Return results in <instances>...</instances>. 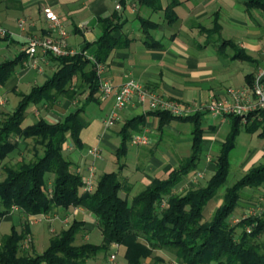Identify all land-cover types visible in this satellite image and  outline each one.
Instances as JSON below:
<instances>
[{"label":"trees","instance_id":"16d2710c","mask_svg":"<svg viewBox=\"0 0 264 264\" xmlns=\"http://www.w3.org/2000/svg\"><path fill=\"white\" fill-rule=\"evenodd\" d=\"M136 1L140 7L151 11L162 10L164 21L172 24L177 20L175 8L183 0H166L165 4L163 0ZM242 3L248 13L252 10L264 12V0H242ZM138 19L144 43L157 44L151 30L159 23L142 15H138ZM98 21L102 33L95 41L92 57L104 63L114 48L127 46L131 38L124 33L115 34L120 26L118 15L99 17ZM213 29L219 31L217 23ZM207 30L201 26V31L211 36ZM226 44L236 48L231 40L219 42L220 47ZM235 57L245 59L248 55L237 50ZM19 58L21 54L18 58L0 62V84L12 75ZM57 58L59 68L49 78L27 93L19 92L15 108L0 113V165L3 170L0 217L12 211L14 205L26 215H52L55 211L81 206L95 216L102 238L99 243L89 240L76 243L79 233L84 232L85 221L73 218L67 227L51 232L43 251L36 252L33 248L28 251L22 247L30 234L29 222L25 219L21 229L11 226L10 231L1 236L0 264H87L88 259L107 251L113 244L124 247L127 264H145L146 259H149L146 264H166L163 254H153L156 249L173 252L177 259L173 264H264V207L230 222L242 189L264 183V163L253 165L226 186L222 202L210 218L204 215L206 204L226 181L230 151L240 129L258 131V135L264 137V108L249 112L245 120L239 114L225 113L231 119V127L216 157L214 173L205 183L182 192L175 191V186L197 167L202 153L201 112L174 115L167 110H152L151 113L158 116L159 129L173 118L192 121L190 153L180 158L165 177H155L130 200L119 193L124 186L121 157L126 153L132 132L142 131L146 126V116L138 114L125 119L118 131L120 143L115 150L118 169L99 174L93 189L84 191L82 173L66 156L64 148L68 138L81 147L79 134L84 123L79 114L83 108L69 112L62 120L49 121L40 116L34 122L22 125L29 103L51 105L60 95L73 96L75 90H70V86L79 73L80 82L89 91L88 101L96 99L94 94L98 92L99 82L94 61L83 50ZM253 78L248 79L250 85ZM22 141L25 143L23 149L19 147Z\"/></svg>","mask_w":264,"mask_h":264},{"label":"crops","instance_id":"0c3cea01","mask_svg":"<svg viewBox=\"0 0 264 264\" xmlns=\"http://www.w3.org/2000/svg\"><path fill=\"white\" fill-rule=\"evenodd\" d=\"M216 1L220 2L221 6L224 4L227 7L228 0H188L186 2L187 6L183 7L181 14L175 10L177 13V20L175 22L168 24L164 21V18L157 21L159 23L158 27L151 30V35L157 41V44L147 45L143 41V33L138 19V15H142V7L138 5L136 0H0V25L6 32L5 36H0V62L18 58L21 54L20 61L16 65L12 75L4 83L0 84V97H8L7 101H5L6 103L2 106L4 110L1 113L10 112L8 109L11 105L10 93L14 94L19 100V92H29L33 86L42 84L59 68L57 56L51 53H44L38 50L34 55H29L24 50L27 36L37 35L42 37L53 35L62 39L69 48L77 52L83 50L86 55H92L96 47L95 41L102 33L101 23L98 21V18L112 16L113 14L118 15L120 24L115 34L124 33L131 38L127 46L114 48L104 62L103 76L108 78L115 86H118L128 78H134L164 97L176 99L189 105H193L194 102L199 100H224L225 98L232 100V95L227 92V88L250 86L248 82L249 77L254 76L258 67L264 65V46L259 40L261 32L264 29H261L258 18L262 16V13L256 12L258 14L256 15L253 11L248 13L244 9L238 18H234L241 28L236 33H232L229 30V37H223V27L220 18L221 9L217 8L212 12L208 11L211 4ZM233 1L235 0H231V2ZM182 4L180 3V5ZM45 7H50L60 17L61 26L64 31L63 36H60L58 30L51 27L49 21L45 18ZM203 19H209V23L203 24L199 22ZM189 20L196 21L197 24L195 25L194 22L190 23ZM176 22L180 27L188 24V27L185 25L186 29H188V34H194L195 28L200 33L205 34V32L201 31V26H203L210 30H207V32H211L212 35L216 34L219 38L218 40H205L204 43H195L187 39L183 35V32L177 31L179 30L178 28L170 33L166 32L165 25H173ZM216 23L220 28L219 31L213 29ZM234 35L239 39L234 40ZM223 39L233 41L236 48L230 44L220 47L219 42ZM228 46L230 50H226ZM237 50L245 51L248 58L235 57ZM243 62H247L251 66H244ZM89 65L90 63H88ZM80 75V73L77 74L78 78L74 79L70 86V90H75L73 96L60 95L51 105L35 104L32 115L36 117V120L40 116H43L49 121H55L62 120L69 112L83 108L79 114L84 123V127L79 134L82 142L81 147L74 144L70 138L64 143L66 152H74L73 157L67 156V154L66 156L70 158L78 171L83 173L85 170H89V168L95 170V161L97 159H101L103 162L108 161L107 158L101 155L95 158L89 156L85 150L86 147L95 145L100 148V143L109 145L117 163L115 150L120 140L117 145L113 144L111 140L113 135L120 138L118 131L122 124L115 128L118 122L113 124L114 127L111 130L105 129L104 120L113 104V95L101 97L98 91L94 94L96 99L88 101L89 91L80 82ZM18 100L12 102V105H14L13 109L17 105ZM93 103L104 110V114H98L97 116L101 127L97 130L96 137H94L95 135L92 132H86V129H89L90 121L95 118L92 116L90 117L92 119H87V116H85L87 109ZM40 110H43V112L39 113L38 111ZM152 110L154 109H151L147 104L140 105L137 102H131L121 110L120 119L123 120L138 114H145V127L149 128V130L154 128L156 133L149 144L127 142L126 153L121 157V160L129 154L133 155L135 160L144 156L148 159L149 165L143 168L140 165L137 166L136 172L129 176L125 171L127 170V165L122 162L124 163V167L121 170V177L124 182L122 192L126 196L131 195L134 185H140L145 188L155 177H165L171 168L177 166L181 153L174 152L175 150L172 151L173 145L168 147V143H166L168 139L174 140V146H185L183 151L186 153L183 154V157L190 153L192 121L173 118L159 129L157 126L158 116L152 114ZM197 111L192 110L188 115ZM198 112H201L200 120L203 128L202 153L197 167L189 171L175 186V191L177 192H182L197 184L205 183L214 173L216 157L230 131L231 119L227 114H213L207 110H200ZM38 113L40 115H37ZM186 123L190 124V132L187 137L181 140L180 133L185 129V126L182 125ZM83 130L84 132L81 134ZM242 130L249 134H255L261 141L264 139V137L258 135V131L248 132L244 128L240 129L238 135ZM90 135L94 138V144L85 147L84 137H89ZM161 143L167 145L165 146L167 148L163 149L160 147ZM24 146L25 143L23 141L20 142L19 147L23 149ZM250 152V155L243 164L245 172L253 165L264 163L259 162L264 158V142H261L258 148ZM103 162L101 161L100 163L103 164ZM106 171L104 170L101 173ZM244 188L246 189L243 193L247 190H260L262 193L260 198L263 199L264 183L259 187L246 186ZM222 197L216 198V204L218 203L216 207L222 202ZM241 204L243 206L241 205L239 209L246 212L249 206L245 205L243 199ZM55 212L53 213L55 218L48 228L49 232L51 229L54 231L55 228L56 231H59L61 228L67 227L73 218H78L85 221V229L84 232L79 233V239L81 238L80 240L82 241L89 239V230L96 224L93 213L81 206H73L67 211ZM239 213L238 211L237 215ZM69 218H71L70 221L68 220ZM25 219H27L25 214L12 210L0 217V225L3 221H9L11 222L9 231L11 226H15L19 230L22 228ZM33 223L37 222H29V226L34 243V235L31 228V224ZM47 223L50 224L48 221ZM8 232L2 233L0 239L3 234ZM32 248L35 249V245ZM122 252H124V247Z\"/></svg>","mask_w":264,"mask_h":264},{"label":"rangeland","instance_id":"374dc122","mask_svg":"<svg viewBox=\"0 0 264 264\" xmlns=\"http://www.w3.org/2000/svg\"><path fill=\"white\" fill-rule=\"evenodd\" d=\"M188 0H183V6L182 5H178L175 10L177 11V13H182L183 12V7L184 6H187L186 2ZM167 1L166 0H163V4H165ZM217 8H220V18H221V22H222V35L223 37H229V30L232 31V33H236L239 28H241V26L239 24H237L234 20V18H238L239 14L240 13H243L241 11H244V8H243V4H242V0H235L233 2H231V0H228L227 1V7L223 4V6H221L220 2L216 1L215 3H212L211 6L208 8V11L209 12H212L214 9H217ZM254 12V14L258 15L256 12H259V13H262V16L261 17H258L259 18V21H260V26H261V29H264V12L262 11H259V10H252ZM251 11V12H252ZM142 16H146V17H150L151 19H154L156 21H160L162 20L164 17H163V11L162 10H159V11H151L150 9L146 8V7H142ZM190 23H193L196 25L197 22L196 21H191L189 20ZM199 22H202L203 24H208L209 23V19H203ZM177 23V22H176ZM173 24V25H168L166 24L165 25V30L166 32L170 33L172 31H175L177 30V28L179 30V32H183V35L187 38V39H190L191 42H200V43H204L205 40H212V39H216L218 40V36L216 34L214 35H211V36H208L206 33H200L198 31L197 28H195L194 32L195 33H199V34H188V29H186V26L188 24H185L184 26L180 27L178 26V23L177 24ZM1 26V25H0ZM2 27V26H1ZM188 27V26H187ZM186 35H185V34ZM261 38H259L260 42H262V45L264 46V30L261 32ZM230 38H233V37H230ZM234 40L236 39H239L237 38V36L234 35ZM226 50H230V47L228 46ZM55 56V55H54ZM244 66H251L250 64H248L247 62H243L242 63ZM261 68L263 69L264 68V65H261L258 67V69L256 70L255 74L259 71V69L261 70ZM246 71V70H245ZM260 72V71H259ZM254 74V76H255ZM253 82V81H252ZM230 88V87H229ZM231 88H234V87H231ZM243 88V87H241ZM7 97V96H6ZM9 97H10V100H11V105L9 106V111H11L13 109V106L12 105V102L13 101H17V97L10 93L9 94ZM1 98V97H0ZM2 98H5V96ZM8 98V97H7ZM7 98L6 101H7ZM132 102H135L132 101ZM6 102H4L3 104L0 105V113L2 112V110H4L2 108V106L5 104ZM97 105L95 103H93L86 111V115L87 116V119H92L90 117L94 116L95 118L92 119L89 123V129H86V132H92L96 137L97 135V130L100 129L101 125L100 122L97 120V116L98 114H104V110L103 109H100L98 106L96 107ZM114 106V101H113V104L111 106V109L113 108ZM127 106V105H126ZM35 107V104L34 103H29L27 108H26V111H27V116L26 118L22 121V125H26L28 123H31L33 121L36 120V117H34L32 115V110L34 109ZM124 108V107H123ZM119 109L118 110V117H116V119L114 120L113 124H116L118 123L115 128L117 126H119L120 124L123 123V119H120V115H121V110L123 109ZM110 109V111H111ZM41 111L43 112V110H40L38 111L39 113H41ZM109 111V113H110ZM37 114V115H40V114ZM108 116V115H107ZM106 116V117H107ZM105 123V122H104ZM113 124L111 125H107L105 126V129L106 130H111V128H113ZM182 126H185V129L184 127H182L184 130L181 131L180 135H181V140L185 137H187L189 135V129H190V124L189 123H186L185 125H182ZM84 130L82 131L81 134H83ZM155 129L154 128H151V130L149 131V135H150V142H152V139L153 137H155ZM84 140H85V147L88 146V145H92L94 144V138L92 135H90L89 137H84ZM120 138L119 136H114L113 135V138L111 140V142L113 144H116L119 142ZM174 140L172 141L171 139H168V141L166 143H168V147H170L171 145L172 146V151L174 152H177V153H181L179 155V157H183V154L186 153L185 151H183L185 149V146L183 145H179V146H174ZM261 142H264V139L263 141H261L260 139H258L255 134H249L245 131H241L240 134L237 136L236 138V143H235V146L234 148L232 149V151L230 152V157H229V161H230V168H229V173H228V176H227V179L224 183V185H222L216 195L206 204L205 208H204V215H205V218L209 219L213 210L216 208V198L217 197H222V194L224 192V189L227 185H230L232 184L235 180H237L239 177H241L244 173H245V170H243V164L245 162V160H247V157L250 155V151H252L253 149H256L258 148L260 145H261ZM148 143V144H149ZM100 148H101V152H100V155L103 156L104 158H107V162H103V160L101 159H97L95 161L96 163V166H95V170L92 169V172L94 174V181L96 180V178L98 177V173H101L102 171L104 170H107V171H110V170H117L118 167V163H116L115 161V155L114 153L112 152V149L109 145H105L104 143H100ZM167 145L161 143L160 147H162L163 149L167 148L165 147ZM189 147V145H188ZM187 147V148H188ZM89 148V147H88ZM87 147L85 148V150L87 151L88 149ZM99 148V149H100ZM218 149V148H217ZM216 149V150H217ZM67 156H70V157H73V154L74 152H66ZM18 157V156H17ZM16 158V156L13 157V160ZM101 158V157H100ZM103 162L100 163V162ZM121 162H124L126 163L127 165V170L126 173L130 175L134 174L136 172V168L137 166L140 165V167H145L146 165H149L148 163V159L145 158L144 156L142 158H138V160H135V158L133 157V155H126L124 158H122ZM259 162H264V158H262ZM258 162V163H259ZM104 163H107V164H104ZM257 163V162H256ZM88 169L85 170L82 174H87L88 173ZM96 171V172H94ZM2 175H3V170H2V165H0V178H2ZM122 179V177H121ZM143 188V186H140V185H134L133 187V191L131 193V195H127L126 197L128 198V200L131 199L132 197V194H136L139 190H141ZM246 188H244L242 191H241V197L240 199L238 200V205L236 206L235 210L233 211V213L230 215V222L231 223H234L236 222L237 220H239V218H241L242 216L246 215V214H254L255 212H258L259 210H261L263 207H264V196H263V199L260 198L261 196V192L260 190L257 189V191H250V190H247L243 193V191L245 190ZM120 195L122 196H125L124 193L121 191H119ZM243 193V194H242ZM242 199L245 201V205H248L249 207H247V211L245 212L244 210H240V206L243 204H241V201ZM244 208V207H242ZM12 210L14 211H17L19 212L20 209L19 207L17 206V208H12ZM240 212L238 215H237V212ZM21 213H23L22 211H20ZM56 213V212H54ZM25 214V213H23ZM26 215V214H25ZM237 215V216H236ZM55 216V215H54ZM52 215L50 214H46V213H37V214H32V215H26L27 217V220L28 222H37V223H33L31 224V228H32V231H33V235H34V243H33V238L31 236V234H28L27 235V239L23 241L22 243V247L25 249V250H28L30 251L31 248H32V245H35V250L36 252H41L43 251V249H45V247L47 246L48 244V237L51 235V232L53 231V229L50 230V232L48 231V228L50 227L49 225L52 224V220L55 218ZM46 220V222H45ZM69 221L71 220V218L68 219ZM47 221L50 223L48 224ZM11 225V222L9 221H3L2 224L0 225V235L4 232H8L9 231V227ZM53 227V225H52ZM250 227H247V230H249ZM56 231V228L53 232ZM89 233H90V237H89V241L90 242H93V243H99L101 241V233H100V230L99 228L97 227V225H93V227L89 230ZM81 239V238H80ZM79 239V235L77 237V240H76V243H79L80 240ZM123 247L122 246H117V245H111L107 251H102V252H99L96 257L92 258V259H88L87 261V264H127V261L123 255ZM114 254L115 257L114 259L111 261L110 260V254ZM157 253H160V254H163V256L165 257V263L166 264H173L175 261H177L176 257L174 256V253L169 251V250H166V249H156L153 251V254H157ZM149 259H146L145 260V264L147 263Z\"/></svg>","mask_w":264,"mask_h":264},{"label":"built area","instance_id":"2783aa9c","mask_svg":"<svg viewBox=\"0 0 264 264\" xmlns=\"http://www.w3.org/2000/svg\"><path fill=\"white\" fill-rule=\"evenodd\" d=\"M44 16L49 21L50 26L58 30L60 36L64 35L61 26V19L56 12L50 7L44 8ZM23 22V21H22ZM5 29L0 26V36L5 35ZM24 50L29 55H34L38 50L48 52L55 56L71 55L77 53L76 50L69 48L66 43L53 35L39 37L37 35H29L26 38ZM95 63L96 73L98 75V91L101 97L113 95L114 106L108 116L105 118V125L113 124L118 117V110L125 107L135 100L138 104H147L151 109H160L170 111L174 115H186L192 110H207L210 113H235L242 116L245 120L246 115L255 110L264 108V68L255 74L253 82L250 86L243 88H227V92L232 95V100L225 98L224 100H207L196 101L193 105L180 102L176 99L167 98L156 91L144 86L141 82L134 78H128L118 86H115L108 78L103 76L104 63L97 62L88 55ZM6 101L0 98V105ZM108 127V126H107ZM149 128L144 127L142 131L132 132L130 142L135 144H148L150 142ZM100 149L98 146H90L87 154L91 157H99ZM94 174L92 168H89L87 174H82V190L91 191L94 187ZM12 208H17L16 205ZM115 255L110 254V260Z\"/></svg>","mask_w":264,"mask_h":264}]
</instances>
